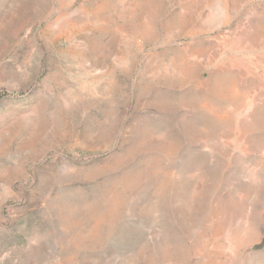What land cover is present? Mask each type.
Here are the masks:
<instances>
[{"label": "rangeland", "instance_id": "obj_1", "mask_svg": "<svg viewBox=\"0 0 264 264\" xmlns=\"http://www.w3.org/2000/svg\"><path fill=\"white\" fill-rule=\"evenodd\" d=\"M264 0H0V264H264Z\"/></svg>", "mask_w": 264, "mask_h": 264}, {"label": "water", "instance_id": "obj_2", "mask_svg": "<svg viewBox=\"0 0 264 264\" xmlns=\"http://www.w3.org/2000/svg\"><path fill=\"white\" fill-rule=\"evenodd\" d=\"M263 245H264V237H263V239L261 240V242L258 243V244H255V245L253 246V248H254V249H260Z\"/></svg>", "mask_w": 264, "mask_h": 264}]
</instances>
